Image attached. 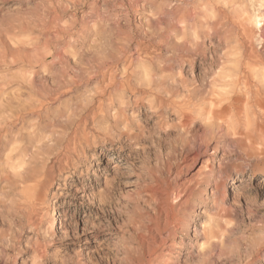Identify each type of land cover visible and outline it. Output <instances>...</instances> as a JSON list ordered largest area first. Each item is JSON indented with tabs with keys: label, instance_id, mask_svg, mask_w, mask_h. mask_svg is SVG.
<instances>
[{
	"label": "rangeland",
	"instance_id": "374dc122",
	"mask_svg": "<svg viewBox=\"0 0 264 264\" xmlns=\"http://www.w3.org/2000/svg\"><path fill=\"white\" fill-rule=\"evenodd\" d=\"M188 2L200 15L204 12L202 5H206L222 10L231 20L220 37L210 39L202 35L199 41L204 45L202 50L188 55L195 60V76L204 72L213 74L230 52L236 54L234 59L240 57L245 64L255 61L264 65V26L262 30L256 29L246 21L257 11L264 14V0H241L238 13L223 9L216 0ZM138 10L134 0H0V93L3 89L12 92L21 89L27 98L48 100L60 90H74L73 95L51 102L40 117H26L21 124L14 122L13 116L18 112L14 106L11 114L0 120L2 136L9 131L14 140L21 137L23 145L29 146L30 127L42 134L51 132L57 113L64 115L71 105L86 101L87 96L97 97L89 91L101 86L98 68L102 69L104 63L129 56L179 58L180 42H168V37L174 32L180 35V30L173 32L168 20L150 28L143 24ZM236 60L231 67L238 66ZM183 72L188 76L192 73L187 66ZM27 77L32 84L25 83ZM145 111L142 107L141 112ZM145 120L142 119L144 125ZM105 125L112 127L111 122ZM146 126L148 136L143 142L146 149L133 158L136 175H124L115 181L114 191L105 199L100 195L107 189L106 179L112 181L116 166L123 173L133 174L125 161L130 148L122 151V158H116L113 153L118 152L119 144L107 137V129H94L90 125V146L76 153L61 148L59 160L51 158L49 167L54 166L53 173L41 193L49 214L44 222L54 224L52 238L37 227L30 229L22 214L6 208L1 196L0 264H264V141L258 137L252 146L240 137H223L221 150L213 155L212 150L209 152L215 157L209 166L222 177L224 187L219 197L223 203L218 205L209 200L207 204H197L198 212L186 231L179 230L178 221L186 218L181 212L164 231L171 236L169 233L154 251L141 250L138 238L147 236L145 229L154 222L155 177L162 175L174 187L167 175L168 167L161 165L179 143L175 132L159 135L153 122ZM55 131L59 134L54 141L71 144L66 126ZM1 146L5 147L4 139ZM43 151L39 150V154ZM100 153L104 155L99 156ZM180 157L177 156V166L183 164ZM200 167L201 164L182 178L192 180L190 176ZM231 177L238 179L232 187ZM1 181L0 174L2 184ZM185 185L193 188L194 182ZM197 190L200 192L201 188ZM213 192L214 188L209 186L208 197ZM101 201L106 203L103 212ZM168 203L175 205L172 199ZM204 212L206 215L202 216ZM208 216L216 220L225 235L216 246L201 251L197 244V240L203 241L200 224ZM107 218L112 222L111 235L105 226H97ZM195 230L200 235L195 236ZM94 233L98 241L92 240L88 250L84 238ZM158 235H153L154 240H159ZM116 242L131 246L133 251H113Z\"/></svg>",
	"mask_w": 264,
	"mask_h": 264
},
{
	"label": "bare ground",
	"instance_id": "6f19581e",
	"mask_svg": "<svg viewBox=\"0 0 264 264\" xmlns=\"http://www.w3.org/2000/svg\"><path fill=\"white\" fill-rule=\"evenodd\" d=\"M134 1L139 9L138 13L143 16L144 25L151 28L168 20L173 32L180 30V35L177 36L174 32L168 37V42H180V45H177L180 46L179 58L154 59L129 56L115 62L104 63L102 69L98 68L101 75L97 73L101 78V86L89 91V93L95 92L97 97L87 96L86 101L69 106L64 115L57 113V118L54 120L55 129L66 126L71 136V144L62 145L63 143L58 144L56 140L54 141L59 134L55 129L42 134V131L36 132L32 126L27 135L30 145L25 146L21 137H16L14 140L9 131L2 136L3 129H0V153H2L0 154L2 180L0 197L3 196L6 208L22 214L30 229L37 227L48 238H52L54 224L44 222L49 214L45 209V197L42 196L41 190L53 173L54 166L49 167L51 158L55 161L59 160L61 148L76 153L90 146L92 142L88 132L91 130L90 125L94 129H107V137L118 142L119 150L113 153L116 158H122L124 155L122 151L127 147L130 148L125 161L133 174L123 173L122 169L116 166L112 181L108 182V178L106 179L107 189L101 193L102 199L111 196L114 182L119 178L124 175L127 177L136 175L133 158L135 154H141L146 149L143 144L148 136L146 123L153 122L159 135L168 136L175 132L178 136V146L173 149L172 154L167 155L161 165L164 168L168 167L167 175L173 181L174 187L171 188L168 180L165 181L166 178L162 175L155 177L157 188L153 194L156 203L153 213L154 222H151L152 227H146L147 236L140 235L138 238L142 251H154L159 242L169 236L170 232L164 233V231L181 212L186 218L178 221L179 230L186 231L198 212L197 204H207L209 200L218 205L223 203V198L219 197L224 187L221 182L222 177L214 167L209 166L215 162V157L210 156L209 152L212 150L211 155H213L221 150L220 140L223 137H240L250 146L256 144L255 140L258 138L264 141L263 63L254 61L245 64L240 57L238 60L234 59L236 54L230 52L224 62H220L221 65L216 66V63L217 68L213 74L207 75L204 72L202 76H195L193 74L195 60L188 58L189 54L204 47L203 43L199 42L202 35L210 39L213 36L220 37L219 34L225 26L231 23L230 15L217 8H207L206 5H202L204 12L200 15L191 9L188 0ZM240 1L216 0L223 9L233 10L235 13H238L236 11L239 10ZM174 5L177 7L174 8ZM263 16L264 14L257 11L249 18H245L256 29L262 30ZM159 47L161 48V45ZM233 60L238 64L236 68L230 66ZM186 66L192 71L189 76L183 72ZM29 77L32 75L29 74ZM29 77L25 78V83L28 85L32 84ZM9 90L3 89L0 93V120L7 113L11 114L12 108L16 106L18 112L12 116L14 122L18 124H21L26 117H40L49 109L51 102H58L64 96L74 94V90L68 88L58 91L52 99L33 100L31 97L27 98V94L21 89L13 92ZM142 107L146 110L144 113L141 112ZM12 116H9V119H12ZM143 118L146 119L145 125L142 122ZM108 122L112 123V127L105 125ZM3 139L5 147L2 148ZM258 146H260L259 142ZM244 148L246 149V146ZM41 149L45 151L39 154ZM103 155V153L99 154V156ZM180 155L183 164L177 166V156ZM199 164L201 167L190 176L193 177L192 180L187 181L182 178L185 173L195 169ZM172 166L174 167L171 168ZM230 180L233 181L231 187L238 182L237 177H231ZM192 182H194L193 188L186 187L185 183ZM209 186L214 188L210 197L207 193ZM199 187L200 192L196 191ZM170 198L175 205L168 203ZM105 207L106 203L101 201L102 212ZM203 215L206 213L204 212ZM216 223L213 217L208 216L200 224L203 241L197 240V244L201 251L216 246V243L221 241L220 238L225 235ZM111 225L109 218L104 223L100 220L97 224L98 227L105 226L109 230V235H111ZM156 233L159 234L157 241L153 237ZM194 234L200 235L197 230ZM91 235L94 236L84 238L88 250L91 249L92 240L98 241L96 233ZM115 246L113 251H133L131 246L127 248L118 242Z\"/></svg>",
	"mask_w": 264,
	"mask_h": 264
}]
</instances>
